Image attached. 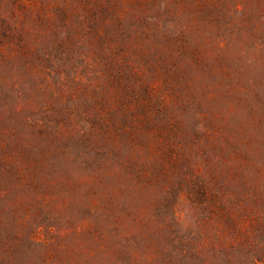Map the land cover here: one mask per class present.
<instances>
[{
  "label": "rangeland",
  "instance_id": "374dc122",
  "mask_svg": "<svg viewBox=\"0 0 264 264\" xmlns=\"http://www.w3.org/2000/svg\"><path fill=\"white\" fill-rule=\"evenodd\" d=\"M0 264H264V0H0Z\"/></svg>",
  "mask_w": 264,
  "mask_h": 264
}]
</instances>
